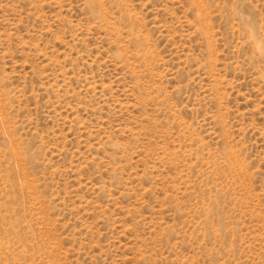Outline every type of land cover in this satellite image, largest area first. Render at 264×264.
Returning <instances> with one entry per match:
<instances>
[{"label":"rangeland","instance_id":"1","mask_svg":"<svg viewBox=\"0 0 264 264\" xmlns=\"http://www.w3.org/2000/svg\"><path fill=\"white\" fill-rule=\"evenodd\" d=\"M0 264H264V0H0Z\"/></svg>","mask_w":264,"mask_h":264}]
</instances>
